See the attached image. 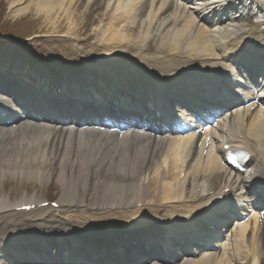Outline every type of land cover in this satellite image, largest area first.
<instances>
[{"label":"bare ground","instance_id":"1","mask_svg":"<svg viewBox=\"0 0 264 264\" xmlns=\"http://www.w3.org/2000/svg\"><path fill=\"white\" fill-rule=\"evenodd\" d=\"M66 0H9L10 4L13 7V12L18 15L20 13L25 12L31 7L35 10V13L38 17H43L47 24L48 28H56L57 23H60L62 18H65L69 24L75 23L78 24L76 18L73 17L76 14L77 7L71 2L64 3ZM87 5L92 0H85ZM138 2L140 0H104L101 3L104 5H100L97 2H93L92 4L102 6V13L109 14V22L103 25L102 29H100L99 33L103 34V43L105 45L109 44L108 47L105 48L107 52L112 50H121L125 49L123 45H113L117 42H120L126 36V30H128V26L136 25L139 23V27L145 31L146 34L152 36L154 34L158 39H164L169 44L173 45L172 47H167V52H172L182 47L186 49V52H189L188 55H191L193 52L202 55L203 58L217 56L219 53V48L216 46H210L206 43L209 39V35H217V31H209L206 29L203 23L199 26V21L197 25L194 22L187 21L186 23L182 22V16L180 15H161L163 11L159 10V4L154 3V0H149L146 2L145 7L138 10ZM225 4V0H189L188 5L186 6L189 13L193 14L196 18L200 20H204L207 17V13L212 11V9L222 8ZM154 5V6H153ZM132 18H128L132 16ZM128 20H127V18ZM179 17V18H178ZM145 20V21H144ZM115 25V26H114ZM187 27H191L188 29ZM238 27H241L239 25ZM153 30V31H151ZM189 30V31H188ZM195 31V33H193ZM68 33L72 32V28H69ZM107 34L109 35L107 37ZM224 34V33H222ZM206 35L208 38L206 40ZM143 37V35H142ZM119 39V40H118ZM206 40V41H204ZM204 41V42H203ZM113 43V44H111ZM119 46V47H118ZM132 48V47H130ZM128 51V48H127ZM82 54H88V52L83 51ZM204 63L207 61L204 60ZM259 119V117H258ZM260 124L262 126V133L260 136L261 141H264V116H261ZM257 126H260L256 124ZM221 130V128H219ZM252 132H258V129L252 128L250 129ZM42 139L38 141H33L31 144V152L22 158L19 161H15L10 166L18 168L20 173H29V177H40L44 180H48V177L54 170H58V176L61 178V182L63 181V189L65 190L69 183V177L74 179L75 187L79 185H83L85 181V177L87 176L88 166L84 167L76 160L81 162L79 156L75 155L71 160L67 162L65 160L56 161L53 156L56 145V140L53 137H46L45 135L41 137ZM264 143H257L258 147H254V149L259 153L262 160L264 161ZM261 145V146H260ZM10 147H13L10 145ZM16 148V147H15ZM36 149L38 152L33 153V149ZM1 158V156H0ZM259 156L256 158V162H259ZM216 159V155L209 154L206 160V167L210 168L215 166L214 160ZM7 160V159H6ZM9 161H7L8 164ZM2 162L0 161V165ZM3 165V164H2ZM59 165L58 168L56 166ZM10 169V168H7ZM75 169L78 173H72L65 176V172ZM145 166L141 163L132 162H124V165L117 166L115 168V176H112L105 170H101L100 180L105 178L107 181V185H111L112 187L109 189H104L102 193V203H108L115 199H122L123 195H127L128 191L118 190L117 186H122L124 188H128L133 185V181L135 179L143 180L145 174ZM95 171V168L92 169V173ZM152 172L154 170L152 169ZM47 174V176H46ZM23 175V174H21ZM183 178V181L175 184L174 186H184L189 184L190 181H184L188 179L186 177ZM30 177V178H31ZM77 177V183L75 179ZM203 181L208 180V184L211 183L210 172H203L201 175ZM218 178V177H217ZM32 179V178H31ZM82 179V180H81ZM197 180H193L190 186L195 185ZM164 185H169L168 181H163ZM184 184V185H183ZM131 189V188H128ZM100 192V193H101ZM99 193L94 192V195ZM85 212H82L80 216H76L80 218L81 221L86 220L84 216ZM119 213H113L114 216ZM60 217V212L58 215L53 216L52 220L58 219ZM51 220V221H52ZM50 221V222H51ZM55 227L59 230H65L68 228L64 222L60 220H55ZM190 248H195V246L190 245Z\"/></svg>","mask_w":264,"mask_h":264},{"label":"rangeland","instance_id":"2","mask_svg":"<svg viewBox=\"0 0 264 264\" xmlns=\"http://www.w3.org/2000/svg\"><path fill=\"white\" fill-rule=\"evenodd\" d=\"M2 1H4V3H2ZM8 0H0V15L2 16V15H6V13H7V11H6V7H8ZM6 12V13H5ZM8 181H10V180H8ZM14 181V180H13ZM50 181V183L48 182V181H46L45 183H44V188L42 189L41 188V194L43 195V196H46V193H48V196H51L52 194H53V191L56 189V188H51V185H53L52 184V181H53V179H51V180H49ZM24 188H26L30 193H32V192H35V190L38 188V185L37 184H35V181H30V178H28V177H21V181L19 180L18 182H17V185H15V189H16V192H17V194L19 195L23 190H24Z\"/></svg>","mask_w":264,"mask_h":264}]
</instances>
